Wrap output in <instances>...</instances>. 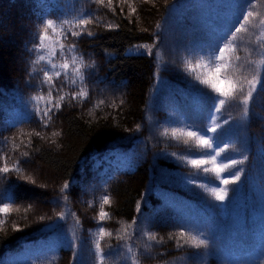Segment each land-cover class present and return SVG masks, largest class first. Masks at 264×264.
<instances>
[{"label": "trees", "instance_id": "1", "mask_svg": "<svg viewBox=\"0 0 264 264\" xmlns=\"http://www.w3.org/2000/svg\"><path fill=\"white\" fill-rule=\"evenodd\" d=\"M180 1L130 0L137 10L131 14L123 0H113L114 12L92 0H0V137L20 145L13 150L8 144L3 150L23 169L0 181V189L11 187L16 195L8 222L0 226V264H77V252L80 260L92 264L93 233L98 230L93 217L105 194L111 199L105 210L112 216L104 223L107 229L115 232L136 221L129 243L139 264L264 260V92L255 94L246 117L237 104L223 114L230 122L221 129V147L227 143L226 155L246 157L238 166L244 169L240 181L229 186L234 191L223 205L183 182L192 171L178 158L184 145L161 135L168 127L203 123L184 61L193 48L207 46L235 21L243 0ZM256 4L264 13V0ZM89 16L96 18L87 26L93 35L73 38L69 33L68 41L75 39L77 53L93 65L85 70L88 97L72 101L79 82L66 86V100L45 128L31 97L40 91L39 69L47 65L32 63L38 55L31 51L33 43L47 19ZM108 24L116 27L108 29ZM250 32L238 53L242 58L249 55L244 48L256 47L249 41L259 29ZM141 45H155L153 55ZM252 58L259 59L255 54ZM100 100L104 103L96 106ZM54 131L61 135L52 136ZM33 132L44 139L28 135ZM24 151L28 157L21 156ZM92 202L95 206L89 207ZM181 222L193 234L202 232L206 245L177 247ZM145 231L155 233L160 242L148 241ZM110 242L114 247L123 243L115 237ZM112 260L131 264L126 248Z\"/></svg>", "mask_w": 264, "mask_h": 264}, {"label": "snow or ice", "instance_id": "2", "mask_svg": "<svg viewBox=\"0 0 264 264\" xmlns=\"http://www.w3.org/2000/svg\"><path fill=\"white\" fill-rule=\"evenodd\" d=\"M92 2L101 7H107L110 11H115L113 0H92ZM123 2L127 3L131 9V14L136 13L137 10L132 6L130 0H123ZM256 8V0H243V3L239 5L235 21L227 25L226 29L215 36L207 46L193 48L189 53V58L184 61V71L190 78L191 86L194 89L195 110L203 112V123L188 122L184 127H168L161 133V135L177 142L182 141L184 145V153L180 154L178 158L192 171L182 178L183 182L203 189L214 201L218 202V205H223L229 198V192L234 191L229 186L236 185L240 181L244 169L238 166L243 164L246 159V157L236 159L226 155L229 147L227 143L221 147V129L230 122V117L226 119L223 114L229 106L237 104L242 107V117H246L249 105L255 99V94L258 90L264 92V13L257 11ZM95 19L91 16L77 18L74 21L47 19L43 22L38 33V42L33 43L31 51L38 55L32 63L47 65V67L39 69V72L42 73L39 79L40 91L31 97L35 103V115L40 117L42 126L45 128L48 127L55 113L61 110L62 102L67 97L64 92L66 86L75 87L79 82V90L73 91L70 95L72 101L82 102L88 97L85 70L93 65L86 63L82 54L77 53L75 39L71 43L68 41L69 33L73 38H79L84 34L93 35L87 26L91 25ZM106 27L112 29L116 26L108 24ZM159 27L158 24L157 28ZM49 29L52 30L51 36ZM250 29H259V35L255 36V40L249 41L256 47L244 48V51L249 55L242 58L238 53L245 44V36L252 35ZM53 36H55V40H53ZM140 47L146 48L147 53L153 55L155 45H141ZM253 54L259 59L252 58ZM155 56L159 58L160 53L155 52ZM36 71L37 69L34 68L33 72ZM42 101L43 105H41ZM103 103L104 101L100 100L96 106ZM209 133L212 135L210 136ZM28 135L44 139L40 132L28 133ZM59 135H61L60 132L52 133V136ZM8 144L12 145L13 150L20 147L14 139L0 137V162H3L0 164V181H3L10 172H23L20 161L13 160V157L3 150L4 146ZM30 146L31 140L29 139L24 147ZM172 155L177 156L176 153ZM21 156L28 157L29 152L24 151ZM9 161H11V166H9ZM198 181L202 182L198 183ZM67 187L68 185L65 184L61 191L63 192ZM65 199L67 198L65 197ZM15 202L16 195L11 187L0 189V214L4 217L0 218V226L8 222L7 217L14 210L12 205ZM93 206H95V202L89 204V207ZM105 206H111V199L107 194L100 198L99 211L97 216L93 217L98 230L93 233L94 239L90 251L92 264H114L112 258L119 253L121 248H126V259H130L131 264H139L137 253L129 243L136 221L134 220L133 224L113 232L104 226L107 220L112 219L111 214L105 210ZM139 210L138 205L137 211ZM58 215L60 219L65 218L64 212ZM72 215L75 216L74 213ZM75 222L77 225L80 223L78 218ZM178 227L180 231L176 234L177 247L188 244L200 248L206 245L207 241L206 238H202V232L193 234V229L184 222H181ZM13 228L19 230L15 224H13ZM144 236L148 241L160 242L155 233L145 231ZM113 237L123 243L114 247L110 242ZM73 258L77 264H85L83 260L79 259L78 252L73 254ZM260 264H264V260H261Z\"/></svg>", "mask_w": 264, "mask_h": 264}, {"label": "rangeland", "instance_id": "3", "mask_svg": "<svg viewBox=\"0 0 264 264\" xmlns=\"http://www.w3.org/2000/svg\"><path fill=\"white\" fill-rule=\"evenodd\" d=\"M179 3H182V0L179 2ZM177 10V6L176 5H173L172 6V12L176 11Z\"/></svg>", "mask_w": 264, "mask_h": 264}]
</instances>
